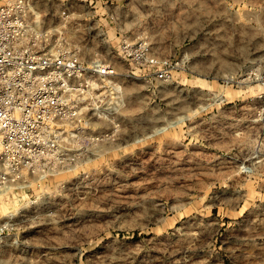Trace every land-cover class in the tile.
I'll return each instance as SVG.
<instances>
[{
	"label": "rangeland",
	"instance_id": "rangeland-1",
	"mask_svg": "<svg viewBox=\"0 0 264 264\" xmlns=\"http://www.w3.org/2000/svg\"><path fill=\"white\" fill-rule=\"evenodd\" d=\"M32 2L83 59L116 66L120 131L0 198V264H264V0ZM124 39L168 78L124 62Z\"/></svg>",
	"mask_w": 264,
	"mask_h": 264
},
{
	"label": "built area",
	"instance_id": "built-area-1",
	"mask_svg": "<svg viewBox=\"0 0 264 264\" xmlns=\"http://www.w3.org/2000/svg\"><path fill=\"white\" fill-rule=\"evenodd\" d=\"M34 14L32 0H0V198L100 152L120 131L114 115L124 92L116 66L83 59ZM119 54L168 78L171 63L147 41L124 39Z\"/></svg>",
	"mask_w": 264,
	"mask_h": 264
},
{
	"label": "bare ground",
	"instance_id": "bare-ground-1",
	"mask_svg": "<svg viewBox=\"0 0 264 264\" xmlns=\"http://www.w3.org/2000/svg\"><path fill=\"white\" fill-rule=\"evenodd\" d=\"M119 104V103H118Z\"/></svg>",
	"mask_w": 264,
	"mask_h": 264
}]
</instances>
